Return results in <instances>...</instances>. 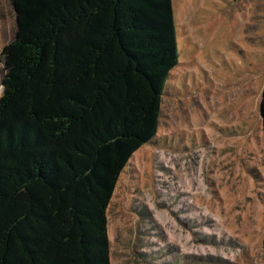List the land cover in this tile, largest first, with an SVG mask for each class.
<instances>
[{
    "label": "trees",
    "instance_id": "1",
    "mask_svg": "<svg viewBox=\"0 0 264 264\" xmlns=\"http://www.w3.org/2000/svg\"><path fill=\"white\" fill-rule=\"evenodd\" d=\"M12 1L0 264H110L107 207L130 157L157 134L178 64L172 0ZM259 114L264 137V85Z\"/></svg>",
    "mask_w": 264,
    "mask_h": 264
},
{
    "label": "rangeland",
    "instance_id": "2",
    "mask_svg": "<svg viewBox=\"0 0 264 264\" xmlns=\"http://www.w3.org/2000/svg\"><path fill=\"white\" fill-rule=\"evenodd\" d=\"M0 0L1 48L17 31ZM157 134L107 207L110 264H264V0H172Z\"/></svg>",
    "mask_w": 264,
    "mask_h": 264
},
{
    "label": "water",
    "instance_id": "3",
    "mask_svg": "<svg viewBox=\"0 0 264 264\" xmlns=\"http://www.w3.org/2000/svg\"><path fill=\"white\" fill-rule=\"evenodd\" d=\"M11 1H12V0H11ZM11 4H12L13 10H14L16 16H17V10H16V8H15V5L13 4V1L11 2ZM16 16H15V20H16V25H17V17H16ZM259 110H260V104H259ZM259 110H258V113H259ZM259 115H260V114H259Z\"/></svg>",
    "mask_w": 264,
    "mask_h": 264
}]
</instances>
